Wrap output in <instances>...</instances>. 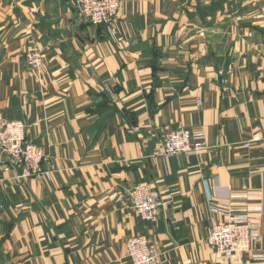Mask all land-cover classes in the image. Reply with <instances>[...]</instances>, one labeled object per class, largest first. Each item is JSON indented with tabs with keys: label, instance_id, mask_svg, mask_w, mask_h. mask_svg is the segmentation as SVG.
Listing matches in <instances>:
<instances>
[{
	"label": "crops",
	"instance_id": "obj_1",
	"mask_svg": "<svg viewBox=\"0 0 264 264\" xmlns=\"http://www.w3.org/2000/svg\"><path fill=\"white\" fill-rule=\"evenodd\" d=\"M0 117L51 171L19 184L0 153V264H130L135 236L161 264L217 263L214 202L262 207L264 254V0H121L111 26L73 0H0ZM179 128L205 150L163 156ZM137 184L159 194L154 222L130 209Z\"/></svg>",
	"mask_w": 264,
	"mask_h": 264
},
{
	"label": "built area",
	"instance_id": "obj_2",
	"mask_svg": "<svg viewBox=\"0 0 264 264\" xmlns=\"http://www.w3.org/2000/svg\"><path fill=\"white\" fill-rule=\"evenodd\" d=\"M79 13L94 26H111L117 17L121 0H73ZM27 67L39 71L43 65L40 52L26 54ZM161 154L196 156L205 150V136L179 128L163 134ZM249 144H246L248 146ZM0 153L6 158L5 172H15L14 180L24 184L28 180H49L51 171L43 169L45 150L26 138L23 122L7 121L0 117ZM241 198H258L260 194L243 192ZM130 209L142 221L157 220L161 208L159 194L145 184H137L128 196ZM234 205V204H233ZM214 202L213 217L207 228L206 243L218 259L213 264H240L241 256L252 252L251 259L264 263L260 253L259 225L257 217L262 213L259 206H233ZM220 217V220L217 218ZM256 217V218H254ZM127 258L130 264H161L160 252L155 243L144 236L131 237L126 242Z\"/></svg>",
	"mask_w": 264,
	"mask_h": 264
}]
</instances>
